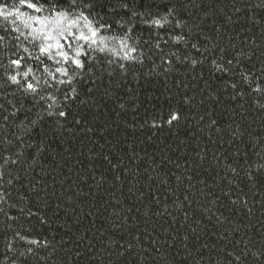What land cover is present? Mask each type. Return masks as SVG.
<instances>
[{
	"label": "trees",
	"instance_id": "1",
	"mask_svg": "<svg viewBox=\"0 0 264 264\" xmlns=\"http://www.w3.org/2000/svg\"><path fill=\"white\" fill-rule=\"evenodd\" d=\"M32 2L0 0V264H264V0Z\"/></svg>",
	"mask_w": 264,
	"mask_h": 264
},
{
	"label": "snow or ice",
	"instance_id": "2",
	"mask_svg": "<svg viewBox=\"0 0 264 264\" xmlns=\"http://www.w3.org/2000/svg\"><path fill=\"white\" fill-rule=\"evenodd\" d=\"M19 3L28 8V9H34L36 12H40L43 10V6L40 5L38 6L37 3L32 2V0H19ZM77 3V0H70V6H75ZM123 7H127V5H122ZM53 7V12L54 15L52 16L51 19H49V17H44L43 20H40L39 17H29L30 19H36V20H40L41 24H50L52 26V28L55 29L56 31V36H53L51 34V29L45 33L44 39L46 40H55V47L58 49H64L65 45H67L69 48L72 47V42L73 39L76 40H80V41H84L88 43L89 47L95 46L97 44V37L99 36L100 33V29L104 28V27H111V25H104V24H99L98 26H94V22L92 20H90L87 16L84 15L83 12L80 13V15L78 17H76L75 19H71L70 18V12H68L67 10L61 9V10H56L55 6ZM88 7H91L90 5ZM7 8V5H2L0 6V16H3V18L5 20L8 19V17L10 15H12L11 12L6 11L5 9ZM16 12L19 13L20 10L16 9ZM83 20L84 21V28L87 29V34L85 33V31H80L78 36H75V34L72 32V28L77 26L79 24V22ZM166 20V18H165ZM153 24L163 27V23L161 19H154L152 21ZM41 31H43V29H41ZM59 37V38H57ZM100 42L103 43L104 41V37L99 36ZM176 39H181V37H176ZM61 40L64 41V43H61ZM121 47L123 48H127L128 45L124 42L123 39H121ZM53 47L52 44H47L45 46H42L40 51L42 53L47 54L49 52V50ZM98 50L100 52H104L106 50V46L104 47H99ZM111 51H115V49H111ZM129 51H136V49L131 48L129 49ZM58 55L64 60V61H69L72 65L75 66L76 69H83L84 67V63L81 59L82 56H86L87 53L84 51L83 46L81 45H77L76 49L74 50V55H69L68 52H65L63 50L59 51ZM125 58L129 59L131 57L128 56V53H125ZM195 62V61H194ZM12 64L14 65H19L20 61L19 60H13ZM29 71H31V69H29ZM56 72L58 73H62L65 76H68V70L66 68H56ZM25 76L28 75V72L24 73ZM71 77H69L67 83H71ZM10 80L13 83H19V81L17 80V76L13 75L10 76ZM59 83L63 84L66 83V81H59ZM26 90L35 93L37 91L36 86L33 83H27L26 84ZM259 90V89H257ZM73 92H75V89L72 90ZM67 95L65 96V99H67ZM41 99H44V97H41ZM53 103H55V98L51 97ZM53 105L49 104L48 107L51 108ZM52 112H49L48 115H52ZM60 117H65L67 115V113L65 111H59L57 113ZM178 118V116L176 114H173L171 116V118L169 119V123H171L173 120H176ZM5 119H7V117H5ZM33 123H35L33 121ZM33 243H36L35 241H33Z\"/></svg>",
	"mask_w": 264,
	"mask_h": 264
}]
</instances>
